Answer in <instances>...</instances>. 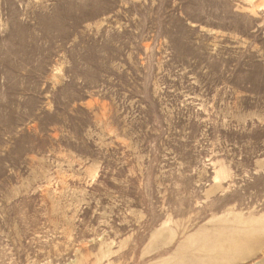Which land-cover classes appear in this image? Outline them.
<instances>
[{
	"label": "rangeland",
	"instance_id": "rangeland-1",
	"mask_svg": "<svg viewBox=\"0 0 264 264\" xmlns=\"http://www.w3.org/2000/svg\"><path fill=\"white\" fill-rule=\"evenodd\" d=\"M0 264H264V0H0Z\"/></svg>",
	"mask_w": 264,
	"mask_h": 264
}]
</instances>
